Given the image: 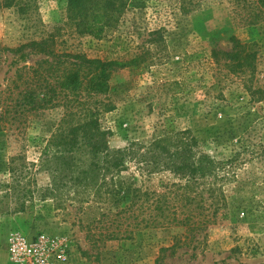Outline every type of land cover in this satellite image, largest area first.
Returning a JSON list of instances; mask_svg holds the SVG:
<instances>
[{
	"label": "rangeland",
	"instance_id": "374dc122",
	"mask_svg": "<svg viewBox=\"0 0 264 264\" xmlns=\"http://www.w3.org/2000/svg\"><path fill=\"white\" fill-rule=\"evenodd\" d=\"M96 1L98 7L104 2ZM110 1L114 13L105 17L108 23L96 37L75 28L67 0H0V86L14 69L4 48L48 35L59 51L128 61L113 69L103 97L111 104L99 116L109 146L134 142L142 149L163 131L190 130L201 150L232 161L230 175L219 181L229 196L228 215L186 242L178 228L146 229L132 239L103 241L86 237L75 219V208L87 204V193L76 205L67 193L58 201L35 196L23 211H14L22 200L6 195L3 182H26L35 194L49 182L38 164L39 146L60 112L37 111L29 114L24 128L0 132V264H10L6 242L11 232L63 239V264H264V99H251L255 87L264 90V16L248 24L251 12L264 7L253 10L249 5L254 0ZM231 36L255 43L258 62L250 80L211 59V47L229 49ZM39 58L30 56L26 63ZM10 161L22 173L9 171ZM149 169L139 170L131 162L123 177L134 174L150 190L179 182L167 169Z\"/></svg>",
	"mask_w": 264,
	"mask_h": 264
},
{
	"label": "trees",
	"instance_id": "16d2710c",
	"mask_svg": "<svg viewBox=\"0 0 264 264\" xmlns=\"http://www.w3.org/2000/svg\"><path fill=\"white\" fill-rule=\"evenodd\" d=\"M103 1L98 7L96 0H67L68 18L74 20L79 31L100 37L108 23L103 20L114 13L109 11L113 10L111 1ZM249 7L259 10L264 0H254ZM262 16L263 8L251 12L248 24ZM230 42L229 49L211 47L212 61L250 80L258 62L255 43L235 36L230 37ZM57 45L48 35L4 48L14 69L0 86V132L24 128L33 112H60L51 134L39 146L38 164L50 176L49 182L36 194L20 180L1 185L3 190L8 187L6 195L22 200L14 211H23L28 199L58 201L63 193L76 205L78 197L87 193V204L78 203L75 219L86 237L103 241L132 239L146 229L178 228L183 230L181 236L186 242L218 217L226 218L229 196L219 181L230 175L232 161L217 160L201 150L190 130L163 131L142 149L134 142L121 148L110 147L99 116L111 110V104L103 97L110 90L113 69L129 62L59 51ZM30 56L40 58L28 64ZM251 95V99L261 101L264 90L257 86ZM11 161L8 170L22 173L21 166H11ZM131 162L139 170L149 166V171L156 167L167 169L179 182L150 190L134 174L123 177ZM177 241L173 240L172 246Z\"/></svg>",
	"mask_w": 264,
	"mask_h": 264
},
{
	"label": "built area",
	"instance_id": "2783aa9c",
	"mask_svg": "<svg viewBox=\"0 0 264 264\" xmlns=\"http://www.w3.org/2000/svg\"><path fill=\"white\" fill-rule=\"evenodd\" d=\"M6 243L10 264H63L67 260L66 243L57 236L11 232Z\"/></svg>",
	"mask_w": 264,
	"mask_h": 264
}]
</instances>
